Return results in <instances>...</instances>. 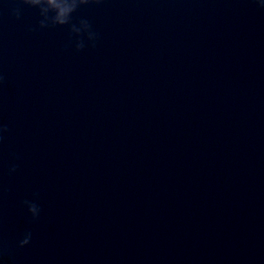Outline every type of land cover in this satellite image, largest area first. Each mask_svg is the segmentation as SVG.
I'll return each mask as SVG.
<instances>
[{
    "label": "clouds",
    "instance_id": "clouds-1",
    "mask_svg": "<svg viewBox=\"0 0 264 264\" xmlns=\"http://www.w3.org/2000/svg\"><path fill=\"white\" fill-rule=\"evenodd\" d=\"M92 2H98V0H16L17 6L11 10V14L15 16L16 19H20L22 11L20 5H25L38 10L40 16L38 26L40 29L65 25L69 26L70 34L77 37L75 41L76 50L80 51L85 47L83 39L85 35L89 41L93 42L97 39V36L92 31L89 21L81 19L79 21V26H77L72 23V16L81 6ZM254 2L259 9H264V0H254ZM6 131V127L0 126V140L3 139V133ZM15 170V166L10 169V171L13 172ZM23 205L30 214L32 221H37L41 212L39 205L34 200H25L23 201ZM31 240V231H26L18 241V247L23 248L27 246L30 244ZM2 249L3 241H0V250Z\"/></svg>",
    "mask_w": 264,
    "mask_h": 264
}]
</instances>
